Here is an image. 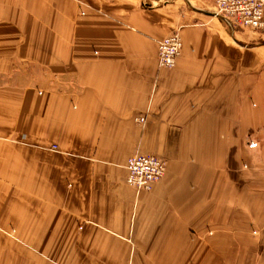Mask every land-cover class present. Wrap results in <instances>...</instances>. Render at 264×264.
Masks as SVG:
<instances>
[{
  "label": "crops",
  "instance_id": "1",
  "mask_svg": "<svg viewBox=\"0 0 264 264\" xmlns=\"http://www.w3.org/2000/svg\"><path fill=\"white\" fill-rule=\"evenodd\" d=\"M139 1L0 0V264H264V32Z\"/></svg>",
  "mask_w": 264,
  "mask_h": 264
},
{
  "label": "built area",
  "instance_id": "2",
  "mask_svg": "<svg viewBox=\"0 0 264 264\" xmlns=\"http://www.w3.org/2000/svg\"><path fill=\"white\" fill-rule=\"evenodd\" d=\"M217 14L234 25L253 31H264V0H217ZM183 50L178 32L162 39L158 46L161 69H171L177 64ZM145 122L144 118L139 120ZM127 183L139 190H152L154 184L166 175V164L155 156L137 155L127 162Z\"/></svg>",
  "mask_w": 264,
  "mask_h": 264
},
{
  "label": "rangeland",
  "instance_id": "3",
  "mask_svg": "<svg viewBox=\"0 0 264 264\" xmlns=\"http://www.w3.org/2000/svg\"><path fill=\"white\" fill-rule=\"evenodd\" d=\"M107 1H112V0H107ZM216 2H217V0L215 1V4H214V6H212L211 7V9H207V11L206 12H209V14H214V18H215V21H220L226 28H227V30L230 32V34H232L233 35V40H234V44H236V45H239L240 43H241V41L239 40V36H240V33L241 32H244L245 30H248V29H246V28H243V27H241V26H238V25H234L233 23H231L229 20H227L226 18H223V17H221V16H219L218 14H217V7H216ZM139 3H140V5L141 4H144V7H148V8H151V7H158V6H170V7H172V8H174V10H183L184 12H186L188 15V17H186L187 19L188 18H200V19H206V20H212V18H213V16H211V15H209V17H203V16H201L200 14H198V11L196 12V10L199 8L198 6H196V5H193V3H191L190 2V0H140L139 1ZM198 7V8H197ZM80 14L81 15H84V11H81L80 12ZM209 18V19H208ZM195 19V20H196ZM192 23H195V21L194 22H192ZM195 24H197V23H195ZM253 31V30H252ZM175 32H178L179 34H180V32L179 31H175ZM174 32V33H175ZM255 32H264V31H255ZM173 34V33H172ZM171 35V34H170ZM169 35V36H170ZM181 36V35H180ZM168 37V36H167ZM166 38V37H165ZM182 38V37H181ZM164 39V38H163ZM183 41V40H182ZM158 46H159V44H158ZM29 64H32V63H29ZM32 66H30V67H27L26 68V72H27V74H26V81L25 82H39V80H38V78H36L34 75H33V72H32V68H31ZM73 78V77H72ZM60 79H63V78H61L60 77ZM237 79L239 80V76L237 77ZM74 80L75 79H73V82H74ZM58 82H60V81H58ZM238 89H239V85H238ZM255 91V90H254ZM240 103L239 102H237V104L236 105H239ZM249 109L251 110V111H256V109H257V103H256V99H254V98H252V99H250V102H249ZM139 121V120H138ZM140 122V121H139ZM141 123V122H140ZM256 136V135H255ZM254 135H250V137L245 141V145H246V147L247 148H249L250 150H256V148L258 147V142H257V139H256V137H255ZM52 151H57L58 150V148H57V146L56 145H52V147L50 148ZM137 155H150V156H155V157H157V158H159L160 160H162L165 164H166V168H167V170H168V166H167V161H166V159H164V158H161V157H158L157 155H154V154H144V153H138V154H135V155H133V156H131V157H134V156H137ZM130 157V158H131ZM129 158V159H130ZM128 159V160H129ZM128 162V161H127ZM245 164V163H244ZM248 168V166L245 164V165H243V166H240V170H246ZM126 171H127V164H126ZM127 174H128V172H127ZM166 174H167V172H166ZM166 176V175H165ZM163 180V179H162ZM126 182H127V178H126ZM157 183H159V182H157ZM156 183V184H157ZM156 184H154V186L156 185ZM127 185L128 186H130L128 183H127ZM154 186H153V188H154ZM131 188H133V189H135L136 191H138V192H149V191H147V190H139V189H136V188H134V187H132V186H130ZM153 188H152V190H153ZM152 190H150V191H152ZM16 207H14V209L12 210V211H14V213L16 212ZM12 228H10L8 231H5L6 233H8V234H12V238H16V231L15 230H11ZM11 230V231H10ZM3 234H4V232H2ZM5 235V234H4ZM6 236V235H5ZM28 249H31V248H28ZM42 251V250H41ZM30 252H32L31 250H30ZM42 252H45V251H42Z\"/></svg>",
  "mask_w": 264,
  "mask_h": 264
},
{
  "label": "water",
  "instance_id": "4",
  "mask_svg": "<svg viewBox=\"0 0 264 264\" xmlns=\"http://www.w3.org/2000/svg\"><path fill=\"white\" fill-rule=\"evenodd\" d=\"M207 15H211V16H214V14H209V13H206Z\"/></svg>",
  "mask_w": 264,
  "mask_h": 264
}]
</instances>
